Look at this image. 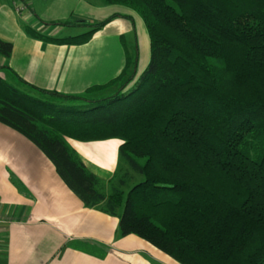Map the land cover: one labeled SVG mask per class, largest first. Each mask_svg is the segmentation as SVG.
I'll use <instances>...</instances> for the list:
<instances>
[{"label":"trees","instance_id":"1","mask_svg":"<svg viewBox=\"0 0 264 264\" xmlns=\"http://www.w3.org/2000/svg\"><path fill=\"white\" fill-rule=\"evenodd\" d=\"M136 12L149 38L113 79L80 94L37 87L7 66L0 123L52 162L86 207L118 215L134 234L180 264H264V0H103ZM46 23L83 30L46 42L80 45L112 18ZM130 17V16H127ZM12 44L0 39V56ZM118 139L127 170L102 191L69 148ZM130 173L142 179L128 185Z\"/></svg>","mask_w":264,"mask_h":264},{"label":"crops","instance_id":"2","mask_svg":"<svg viewBox=\"0 0 264 264\" xmlns=\"http://www.w3.org/2000/svg\"><path fill=\"white\" fill-rule=\"evenodd\" d=\"M18 1L0 0V39L12 44L0 65L37 87L80 94L116 77L126 52L131 59L137 53L138 76L149 62L145 24L130 8L103 0H20L25 9L18 12ZM112 14L121 16L80 45L46 42L25 31L30 26L62 36L57 29L78 28L46 23L100 22ZM0 74L17 85L10 74ZM66 142L108 194L121 141ZM118 222V215L84 206L38 147L0 123V264H180L134 234L120 236Z\"/></svg>","mask_w":264,"mask_h":264},{"label":"rangeland","instance_id":"3","mask_svg":"<svg viewBox=\"0 0 264 264\" xmlns=\"http://www.w3.org/2000/svg\"><path fill=\"white\" fill-rule=\"evenodd\" d=\"M82 31L83 30L81 29L62 28V29H57L56 34L62 35V36H66V35L68 36V35H73V34L74 35L79 34ZM116 170H115L116 171L115 176L117 175V177L120 178L123 175V173L127 170V166L125 165L124 162L120 161L118 163V167L116 168ZM130 174H131V177H129L126 180L128 185H132L133 183L138 182L142 179V176L139 174H135V173H130Z\"/></svg>","mask_w":264,"mask_h":264},{"label":"built area","instance_id":"4","mask_svg":"<svg viewBox=\"0 0 264 264\" xmlns=\"http://www.w3.org/2000/svg\"><path fill=\"white\" fill-rule=\"evenodd\" d=\"M24 9H25L24 4L19 0V1L16 3V10H17L18 12H20V11H23Z\"/></svg>","mask_w":264,"mask_h":264}]
</instances>
